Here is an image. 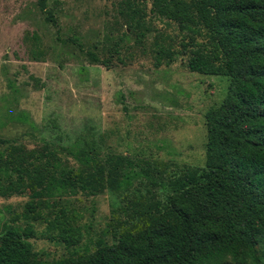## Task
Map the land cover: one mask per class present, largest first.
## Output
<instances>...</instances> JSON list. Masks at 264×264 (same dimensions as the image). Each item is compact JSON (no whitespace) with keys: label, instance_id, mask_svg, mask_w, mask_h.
Wrapping results in <instances>:
<instances>
[{"label":"rangeland","instance_id":"obj_1","mask_svg":"<svg viewBox=\"0 0 264 264\" xmlns=\"http://www.w3.org/2000/svg\"><path fill=\"white\" fill-rule=\"evenodd\" d=\"M124 1L47 0L54 17L48 22L38 0H0V140L7 141L0 142V156L10 144L40 151L45 143L58 148L79 139L95 143L104 160L121 155L132 161L124 167L130 184L98 195H0V233L6 224L22 229L30 223L32 256L43 261L92 251L139 223L131 216L132 201L165 197L141 168L159 181L204 165L205 112L222 100L229 77L190 72L185 55L158 62L155 42L177 47L190 32L158 16L153 0H130L139 4L149 27L137 42L121 12ZM34 49L42 51L40 59ZM87 50L99 60L92 61ZM22 112L26 122L17 119ZM28 202L30 217L24 219ZM60 207L76 214L73 223L82 237L75 246L66 247L57 230L47 228L46 219Z\"/></svg>","mask_w":264,"mask_h":264},{"label":"trees","instance_id":"obj_2","mask_svg":"<svg viewBox=\"0 0 264 264\" xmlns=\"http://www.w3.org/2000/svg\"><path fill=\"white\" fill-rule=\"evenodd\" d=\"M152 5L158 16L190 32L177 47L155 42L158 62L185 55L190 72L229 77L222 100L205 112L204 165L187 166L159 181L141 168L164 191V199L133 200L131 216L139 223L126 225L114 242L100 241L92 251L43 261L31 253L32 225L6 224L0 233V264H264V0H153ZM38 6L46 21L54 22L47 0H38ZM121 12L141 42L149 31L141 7L125 0ZM86 54L99 60L93 51ZM41 55L33 50L36 60ZM17 119L28 120L23 112ZM131 164L121 155L104 160L95 143L79 139L58 148L45 143L40 151L10 144L0 156V195H98L129 185L131 174L124 167ZM31 207L28 202L24 219ZM75 215L60 207L46 219L66 247L82 237Z\"/></svg>","mask_w":264,"mask_h":264}]
</instances>
